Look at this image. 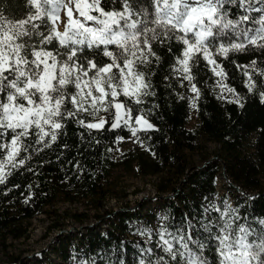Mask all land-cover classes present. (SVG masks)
I'll list each match as a JSON object with an SVG mask.
<instances>
[{"label": "trees", "instance_id": "16d2710c", "mask_svg": "<svg viewBox=\"0 0 264 264\" xmlns=\"http://www.w3.org/2000/svg\"><path fill=\"white\" fill-rule=\"evenodd\" d=\"M147 3L136 0L134 7ZM120 5L121 0H102L105 10H119ZM31 10L28 0H0V13L8 19L25 18ZM58 47L54 42L47 49L55 51ZM153 49L158 59L150 57V63L139 66L150 84V94L141 96V103L118 97L132 109V117L141 114L153 125L138 133L141 150L114 158L116 142L128 138L130 131L111 127L115 117L110 108L96 118L80 113L62 121V134L51 147L34 143L36 137L32 136L26 140L31 147L21 153L26 157L24 165L5 168L10 174L0 184V253L6 256V264L21 263L19 257L8 253L10 245L6 242L26 238L32 219L50 217L49 208L59 202L75 204L93 199V204L99 203L118 168L127 172L136 168L143 177L158 176L156 195L104 209L94 225L59 235L51 249L57 264H140L141 260L156 264L160 257L168 264H184L183 258L177 256L173 261L159 246L162 229L186 240L191 235L192 240L205 244L198 255L207 264H219L217 242L212 238L217 229L209 232L204 225L219 223L221 211L228 208L239 217L234 228L242 225L253 229L254 234L264 231V49L249 45L244 51L230 52L228 58L216 57L226 73L223 80L212 71L213 65L200 57L192 67L191 82L180 71L178 61L184 50L180 42L155 41ZM91 58L110 63L102 54ZM253 61L255 68L251 67ZM193 84L197 93L192 91ZM192 116L197 122L195 129L188 127ZM99 117L108 121L99 130L78 123L80 118L94 123ZM200 140L215 144L218 152L198 167L190 156L202 153ZM0 152L6 156L4 150ZM222 172L235 185L231 197L219 192ZM55 228L61 230V224ZM189 248L196 251L197 245L189 242Z\"/></svg>", "mask_w": 264, "mask_h": 264}, {"label": "snow or ice", "instance_id": "6c2138e0", "mask_svg": "<svg viewBox=\"0 0 264 264\" xmlns=\"http://www.w3.org/2000/svg\"><path fill=\"white\" fill-rule=\"evenodd\" d=\"M28 3L32 10L25 18L12 20L0 13V150L6 152V156L0 152V184L10 174L6 167L24 165L26 157L21 153L31 147L26 140L35 136L34 143L51 147L66 119L80 113L96 118L114 108L111 127H120L121 122L128 126L132 109L125 108L118 97L141 103L140 97L150 94L139 66L156 57L153 42L176 40L184 46L178 63L189 82L200 57L223 80L226 73L216 57L228 58L230 52L244 51L249 45L264 49V0H148L141 8L134 7L136 0H121L119 10H105L102 0ZM54 42L59 47L48 50ZM101 54L110 63L91 58ZM251 67L255 68L254 61ZM192 91L198 92L194 84ZM78 123L99 130L108 121L99 117L96 123H86L80 118ZM141 123L145 130L153 128L139 115L135 124ZM130 130L135 136L137 129ZM238 218L228 208L221 211L219 223L204 225L209 232L217 229L212 238L217 242L219 264H264V231L254 234L242 225L234 228ZM159 238V246L173 261L179 256L184 264H207L198 255L205 244L191 235L186 240L162 229ZM189 242L197 245L196 251ZM156 264L168 262L160 257Z\"/></svg>", "mask_w": 264, "mask_h": 264}, {"label": "rangeland", "instance_id": "374dc122", "mask_svg": "<svg viewBox=\"0 0 264 264\" xmlns=\"http://www.w3.org/2000/svg\"><path fill=\"white\" fill-rule=\"evenodd\" d=\"M60 30H64L63 26L60 27ZM137 116H131L128 126H124L123 122H121L120 127L128 129L130 136L125 139H119L116 142L112 150L116 160H119L122 153L126 151L140 149L138 133L144 131L145 126L143 123L140 125L135 124ZM144 118L148 120L146 117ZM196 124V118L192 116L188 127L195 129ZM131 128L137 129L135 136L132 135ZM200 146L202 153H194L190 156L191 163L198 167L204 164L205 158L211 159L218 152L217 146L213 143L200 140ZM261 179L262 187L264 188V172ZM159 181L160 178L158 176H140L136 168L130 172L118 168L113 172L110 183L108 182L106 185L107 192L105 193L107 195L101 198L99 203L93 204V199L75 204L56 203L53 207L49 208L51 211L50 217L41 215L30 221L29 234L26 238L21 240L9 239L6 242L10 245L8 253L19 257L21 259L20 264H57V259H55L51 249L56 244L59 235L73 233L75 230L83 231L86 226L94 225L97 217L103 214L104 209H116L125 203L133 204L145 198L151 199L157 193ZM218 189L220 194H226L230 197L235 191V185L223 172L218 178ZM229 205L232 206V198H230ZM56 224H61V230L55 228ZM5 258L6 256L0 253V264H6L4 262Z\"/></svg>", "mask_w": 264, "mask_h": 264}]
</instances>
